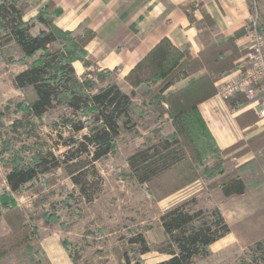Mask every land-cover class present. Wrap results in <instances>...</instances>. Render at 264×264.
Returning <instances> with one entry per match:
<instances>
[{
	"label": "trees",
	"instance_id": "1",
	"mask_svg": "<svg viewBox=\"0 0 264 264\" xmlns=\"http://www.w3.org/2000/svg\"><path fill=\"white\" fill-rule=\"evenodd\" d=\"M247 1L253 11L260 2ZM28 7L26 0H0V58L6 64L0 76L9 74L11 66L23 67V71L11 74L12 82L16 89L30 90L32 94L28 99L9 102L14 103L17 116L11 128L15 133L19 129L29 130L31 136L37 137L32 130L43 124L46 115L54 111H59L60 115L52 124L53 147L33 149L31 156L21 157L9 146L10 142L1 143L2 150L9 151L12 157L4 162L8 167L7 189L0 194V228L5 222L8 229L6 233L0 232V264L17 249L23 255L32 250L31 264H40L41 256L47 260L41 242L36 243L40 236L36 241L33 239L38 232L36 226L25 217L15 196L28 187L30 192L39 194L34 207L50 205L52 190L44 186L55 184L45 176L63 170L81 195L91 202L93 196L87 193L88 158L93 149L113 151L122 133L136 131L140 121L148 116L158 121L166 118L173 132L166 137L159 135L160 141L144 143L128 156V166L139 184L161 188L165 195L191 185L198 178H213L218 173L220 179L216 186L225 198L243 196L264 184V173L254 170L252 164L225 173V162L219 155L233 153L243 143L221 151L198 109L201 103L215 96V85L220 77L246 54V50L240 51L236 45L237 39L246 34L245 28L222 44H208L198 58L185 54L181 63L157 74L156 82L145 81L128 94L117 84L114 73L101 68L87 51L95 37L93 31L86 27L77 31L60 29L58 22L64 12L54 2L47 3L34 18L26 21ZM258 13L264 19L262 13ZM189 17L193 20L192 14ZM204 20L206 22L208 16H204ZM164 47L161 45L151 53L154 60L165 58ZM76 62H81L86 69L82 76L77 74ZM202 69L207 71L203 76L167 93L175 79L181 75L192 76ZM246 101L244 96H239L228 103L231 108H237ZM3 118L0 112V129L4 127ZM155 130L160 134V129ZM252 143L253 140L248 141V147L235 157L247 152ZM40 218L49 224L60 219L49 209L44 210ZM160 221L166 240L157 251L168 258L155 264H194L197 258L208 256L210 247L231 232L218 207L198 208L194 197L167 209ZM129 243L138 246L137 251H133L136 254L151 251L144 235L133 237ZM263 244L264 240L258 242L256 251L263 252ZM256 261L251 260L249 264ZM119 264L145 263L133 253L125 252Z\"/></svg>",
	"mask_w": 264,
	"mask_h": 264
},
{
	"label": "rangeland",
	"instance_id": "2",
	"mask_svg": "<svg viewBox=\"0 0 264 264\" xmlns=\"http://www.w3.org/2000/svg\"><path fill=\"white\" fill-rule=\"evenodd\" d=\"M74 66L78 76L85 73L81 62ZM1 67L0 70L5 68ZM22 68L11 66L9 74L0 76V112L4 114V127L0 129V194L7 189L5 178L8 167L4 162L12 157L9 151L2 150L1 143L10 142L9 146L12 145L21 157L31 156L33 149L53 147L51 137H55V131L52 124L58 121L60 115L59 111L46 115L43 124L32 130L38 134L37 137L31 136L29 130L19 129L16 133L12 130V122L17 116L14 103L9 102H19L32 95L30 90L23 92L13 85L11 74ZM113 76L115 78V74ZM164 119L158 121L154 116H148L141 120L136 131L122 133L113 151L108 148L93 149L88 158L87 193L93 196L91 202L81 195L79 188L63 170L45 176L46 180L53 179L55 184L44 186L46 190H52L51 207L44 204L34 207L39 194L30 192L28 187L15 196L18 207L38 230L34 241L40 236L36 243L41 242L47 253V260L41 256L40 264H119L125 252L140 257L145 264L166 260L168 256L157 251L166 240L160 218L167 209L192 197L197 199L198 208L203 210L218 207L231 230L210 247L208 256L197 258L194 264H249L254 259L257 261L253 264H264V251H256V244L264 240V186L261 190L248 192L244 197L225 198L220 187L216 186L220 179L216 173L213 178H198L177 192L163 195L161 188L141 185L134 179L127 158L144 143H157L159 135L166 137L173 132L171 122ZM155 129H160V134ZM236 155V152L219 155L225 162V173L235 170ZM47 209L56 213L59 221L49 224L40 218ZM7 230L3 222L0 232L6 233ZM137 235L146 237L150 252H133L138 246H131L129 241ZM32 254V250L23 255L17 249L1 263L31 264L29 259Z\"/></svg>",
	"mask_w": 264,
	"mask_h": 264
},
{
	"label": "crops",
	"instance_id": "3",
	"mask_svg": "<svg viewBox=\"0 0 264 264\" xmlns=\"http://www.w3.org/2000/svg\"><path fill=\"white\" fill-rule=\"evenodd\" d=\"M26 1L29 5L26 21L34 18L47 3L54 2L64 12L58 22L60 29L77 31L86 27L93 31L95 37L88 44L87 51L101 68L115 74L117 84L128 94L136 91L145 81L154 82L155 76L162 70L168 72L181 63L185 54L198 58L208 44H222L233 38L245 28L255 12L260 11L264 16V0L256 4L255 11L247 0ZM191 7L195 9L191 10ZM189 14L193 15V20ZM204 16H208L206 22ZM261 20L264 21L262 17ZM248 43L246 34L236 41L240 51L246 50ZM161 45L165 46L166 56L154 60L151 53ZM243 57L218 82L232 73ZM1 66L6 64L0 58ZM206 72V69H202L192 76L181 75L167 93L184 87ZM230 100L219 97L216 89L215 96L201 103L198 109L221 151L243 143L235 151L239 153L248 147V141L253 140L247 152L237 156L235 170L242 165L252 164L254 170L264 173V132L256 126L258 116L247 101L237 108H231ZM247 195L248 192L243 197Z\"/></svg>",
	"mask_w": 264,
	"mask_h": 264
},
{
	"label": "built area",
	"instance_id": "4",
	"mask_svg": "<svg viewBox=\"0 0 264 264\" xmlns=\"http://www.w3.org/2000/svg\"><path fill=\"white\" fill-rule=\"evenodd\" d=\"M264 23L255 12L245 26L249 43L238 67L223 77L216 87L224 100L244 96L256 112V126L264 132Z\"/></svg>",
	"mask_w": 264,
	"mask_h": 264
}]
</instances>
